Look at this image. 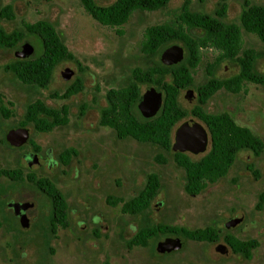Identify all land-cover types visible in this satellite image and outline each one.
<instances>
[{"label": "rangeland", "instance_id": "rangeland-1", "mask_svg": "<svg viewBox=\"0 0 264 264\" xmlns=\"http://www.w3.org/2000/svg\"><path fill=\"white\" fill-rule=\"evenodd\" d=\"M96 1L108 4L113 0ZM183 1L169 0L157 10H136L122 25L108 26L93 19L80 0H0V9L9 3L14 12L12 20L0 17V28L26 33L23 22L47 20L72 54L71 59L56 65L47 86L39 87L20 82L4 69L22 50L18 53L0 47V108L10 112L7 116L0 111V168L19 167L24 175L33 172L38 177H48L68 204V225L57 227L52 234L46 219V198L25 180L13 182L1 177L0 264H264V202L259 208L256 205L259 193L264 191V148L258 156L248 150L239 151L224 176L208 183L198 194L190 195L183 188L184 170L172 160L170 152L131 137L120 139L112 128L99 124L100 111L108 105L106 92L127 85L133 68L145 69L165 58V50L155 56L140 50L143 33L148 26L172 20ZM243 1L189 0V6L191 10L213 14L218 3L226 2V19L237 22ZM249 1L264 5V0ZM189 33L198 36L202 29L193 27ZM23 43L35 49L28 50L24 57L33 56L39 48V40L27 33L18 43L20 48ZM177 45L182 55L185 54L181 43ZM241 48L262 53L264 43L254 33L241 28ZM217 55L218 51L212 47L200 49V60L191 69L193 86L181 90L179 96L186 109L196 102L195 87L210 77L207 67ZM64 68L72 71L69 77L62 75ZM257 68L264 72V55L259 58ZM236 71L235 65L223 62L215 74L226 77ZM75 78L81 79V91L68 98L52 97L55 92L63 93ZM140 91L145 93L146 84L140 85ZM36 99L54 108L66 104L68 122L48 132L35 130L31 123L22 126L26 104ZM152 101L144 103L147 114L159 109L160 99ZM202 108L207 113H228L238 125L249 127L264 142V83L245 81L235 93L218 89ZM187 119L204 125L194 116L181 121ZM18 127L27 129L28 140L15 147L6 141V133ZM209 144L208 138L206 150ZM67 147H74L77 154L64 165L58 155ZM204 152L191 156L198 158ZM159 155L165 162L157 160ZM150 172L159 175L161 186L143 214L123 213L122 202L116 205L106 202L108 195L129 199L144 186ZM14 202L33 203L24 212L26 226L8 205ZM236 216L238 221L227 225ZM146 219L188 229L212 226L220 235L256 239L258 245L251 250L249 258L233 253L222 239L209 243L178 237L177 248L162 251L159 243L175 236L160 234L146 246L128 247L127 239ZM219 244L226 245L225 253L216 249Z\"/></svg>", "mask_w": 264, "mask_h": 264}, {"label": "trees", "instance_id": "trees-1", "mask_svg": "<svg viewBox=\"0 0 264 264\" xmlns=\"http://www.w3.org/2000/svg\"><path fill=\"white\" fill-rule=\"evenodd\" d=\"M84 10L102 25L120 26L136 10H157L165 7L169 0H113L108 4H100L96 0H80ZM227 3H218L213 14L190 9L189 0H184L170 21L154 24L145 28L140 50L149 56L160 54L172 45L181 43L185 49L175 61L157 60L145 69L135 67L131 71V81L122 87L111 88L106 92L108 105L102 108L99 124L115 131L118 138L131 137L139 142H150L166 152H170L172 160L184 170L186 193L196 195L208 183H213L224 176L241 150H248L258 156L264 148V142L247 126L238 125L228 113H207L202 105L218 89L238 92L245 81L264 83V72L257 68L259 58L264 52L251 48H241V28L254 33L264 43V5L244 0L237 16V22L226 19ZM0 17L14 19L11 4L0 9ZM25 31L39 40V48L33 56L24 57L30 45L19 42L24 40L20 30L6 32L0 28V47L12 48L18 58L5 64L4 69L10 71L20 82L45 87L50 82L54 68L63 60L71 59L72 54L58 36L54 26L47 20L23 22ZM198 27L202 33L194 36L189 29ZM212 47L218 51L213 63L207 67L210 77L195 87L196 102L186 109L179 100L183 89L193 86L191 69L200 60V49ZM20 48V49H19ZM24 50V51H23ZM32 50L35 51L34 47ZM20 52V51H19ZM18 52V53H19ZM223 62L232 63L237 71L230 76L218 77L215 69ZM146 84L145 93H141L140 85ZM80 78L74 81L63 93H53L52 97L68 98L81 91ZM160 99V106L154 114H143L141 102L143 96ZM84 105L81 106L82 113ZM4 115L10 112L0 108ZM194 116L207 128L210 137L209 148L198 158L188 152L173 149V129L183 118ZM68 122V107L62 104L59 108L46 105L41 99L26 104L21 125L31 123L39 132L51 131L54 127ZM29 143L38 149V145L29 139ZM77 154L74 147L62 150L58 158L64 165ZM157 160L165 162L159 155ZM250 168V165L247 166ZM6 177L13 182L25 180L36 189L48 202L46 219L49 231L55 234L57 227H66L68 204L54 181L46 176H36L33 172L25 175L22 169L0 168V178ZM161 186L160 177L156 172L146 176L144 186L127 200L108 195L106 202L111 205L121 204V212L131 215L143 214L150 206ZM264 202V191L259 193L257 207ZM163 235H173L193 241L214 243L222 239L233 253L249 258L251 250L258 245L256 239L242 240L233 235H220L219 230L212 226L188 229L183 226L152 222L148 219L137 231L127 239L128 247L146 246L150 239Z\"/></svg>", "mask_w": 264, "mask_h": 264}, {"label": "water", "instance_id": "water-1", "mask_svg": "<svg viewBox=\"0 0 264 264\" xmlns=\"http://www.w3.org/2000/svg\"><path fill=\"white\" fill-rule=\"evenodd\" d=\"M32 47L29 48V50ZM182 56L181 48L178 45H172L165 49L164 60L166 61H175ZM62 75L64 77H69L72 71L68 68L62 69ZM191 91H189L190 93ZM192 97V95L190 96ZM152 100L155 98L151 97V100L148 99L144 103L150 104ZM142 104V103H141ZM144 106V104H143ZM208 131L207 129L198 121L194 119H187L182 121L176 129L174 130V141H173V149L178 151H188L190 153H200L206 150V146L208 143ZM28 140V131L24 127H18L10 129L6 133V141L15 147H19L24 144ZM8 205L12 206L15 213L18 215L20 219V223L23 226L27 224V218L25 216V210L28 207L33 205L32 202H14L8 203ZM238 221V217L231 218L227 225H234ZM178 238H167L159 243V250L169 251L171 249L177 248L179 245ZM217 250L221 253H225L227 250L226 245L219 244L217 246Z\"/></svg>", "mask_w": 264, "mask_h": 264}, {"label": "flooded vegetation", "instance_id": "flooded-vegetation-1", "mask_svg": "<svg viewBox=\"0 0 264 264\" xmlns=\"http://www.w3.org/2000/svg\"><path fill=\"white\" fill-rule=\"evenodd\" d=\"M146 90H147V89H146ZM148 99L151 100V96H148V95L145 96V95H144V96L142 97V102H141V103L144 104V102H145L146 100H148ZM153 102H154V101H151V103H153ZM140 106H141V111H142V113L148 115L146 112H144V106H143L142 104H141ZM142 108H143V109H142ZM181 122H182V121H181ZM181 122H180V123H181ZM180 123H179V124H180ZM203 126L206 128L205 125H203ZM176 127H177V126H176ZM176 127H175V129H176ZM175 129H174V130H175ZM206 129H207V128H206ZM208 136H209V133H208ZM209 140H210V137H209ZM173 141H174V133H173ZM184 152H188V151H184ZM188 153H189V154H197V153H190V152H188ZM13 210H14V209H13ZM16 215H17V214H16ZM17 216H18V215H17ZM167 238H175V239H176V238H178V237H177V236H175V237H166L165 239H167ZM165 239H164V240H165ZM223 245H224V244H223ZM217 246H218V245H217ZM217 246H216V249H217ZM219 252H220V251H219ZM220 253H221V252H220Z\"/></svg>", "mask_w": 264, "mask_h": 264}]
</instances>
